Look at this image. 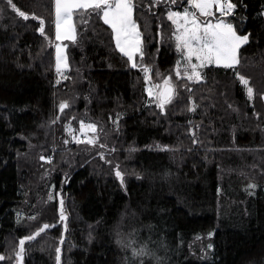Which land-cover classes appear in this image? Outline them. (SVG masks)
<instances>
[{"label":"trees","instance_id":"obj_1","mask_svg":"<svg viewBox=\"0 0 264 264\" xmlns=\"http://www.w3.org/2000/svg\"><path fill=\"white\" fill-rule=\"evenodd\" d=\"M233 2L236 16L228 20L251 34L240 64L207 67L204 81L193 83L175 76L179 54L167 18L185 0L151 10L149 0H134L142 63L156 83L171 74L178 92L161 111L150 103L143 72L96 14H74L68 79L56 83L54 0H13L27 21L0 0V264H15L19 238L44 223L53 226L25 243L24 264H57V247L59 264H157L156 257L162 264H264V0ZM32 14L44 19L51 44ZM236 71L250 79L252 99ZM62 100L70 107L57 120ZM81 120L97 124L106 148L72 139H83ZM198 236L213 246L207 260L193 249ZM118 239L152 255L134 258Z\"/></svg>","mask_w":264,"mask_h":264},{"label":"snow or ice","instance_id":"obj_2","mask_svg":"<svg viewBox=\"0 0 264 264\" xmlns=\"http://www.w3.org/2000/svg\"><path fill=\"white\" fill-rule=\"evenodd\" d=\"M190 6L184 8L182 11H168L167 18L175 25V31L173 37L175 39L176 50L180 53L181 59L176 61L175 64V76L177 78L186 79L189 82L200 83L204 81V75L202 70L209 65L224 66L225 68H235L240 64L239 51L241 47L249 43L250 33L240 34L236 30V26L229 22L227 17L233 16L237 8V4L233 0H185ZM7 5L13 9L20 18L27 21L30 18V14L22 11L17 7L13 0H6ZM162 3H169L176 5L177 0H149L147 8L151 10L153 7L159 6ZM141 7H144L142 5ZM136 5L134 0H54V14H55V40H71L77 39L76 27L74 24V14L78 10L83 12H89L96 14L103 20L104 24L108 25L111 29L112 38L115 41L116 49L128 58L132 68L139 67L143 72V80L145 82V91L149 97H153L156 106L161 111L165 110V107L172 103L173 99L178 95L176 85L173 82V76L171 74L167 76H161L159 72H156L157 76H161L160 83L153 81V69L142 63L144 58L143 51V38L142 33L139 30V25L133 18ZM2 11V10H0ZM219 13V16H217ZM32 18L39 23V27L36 31L44 36L45 39L51 44V40L45 33V21L43 18L32 14ZM85 23L87 21H84ZM61 44L55 45V69L58 75L64 79H68L63 75L62 70L69 69V63L67 55ZM139 55L141 63L138 65L136 57ZM195 61V62H193ZM239 82L243 84L247 91V96L252 99L255 90L250 85V79L241 75L239 71L235 72ZM59 83V80H57ZM188 92L192 89L187 84L184 85ZM261 99H264V93H261ZM70 107L69 100H62L58 109L60 113H63L65 109ZM196 104L193 101L189 107V111H195ZM259 115V114H257ZM60 117L57 116L58 120ZM74 119V117H73ZM55 123V120L51 121ZM69 134H72L73 129L71 125L67 126ZM87 130V131H86ZM118 130V128H117ZM90 131L93 135H88ZM97 124L87 123L83 120L80 121V132L83 134V139L73 135L72 139L76 143H86L93 147L98 146L100 149H104L107 146L100 142L99 132ZM193 143H197L195 138V132H192ZM68 143V141H64ZM167 148V146H165ZM116 149L111 148L109 151L114 152ZM100 159L106 164H112V161L107 159L104 152L97 153ZM40 160L52 163V156L41 155ZM115 176L119 178L121 185L124 184V173L120 170L119 165H115ZM256 184H249V189H255ZM55 197L49 194L48 199L52 200ZM60 220H66V216L63 211V199L60 201ZM19 217V214H18ZM36 217H29V219H35ZM48 223L42 224L36 230L32 231L29 235H25L18 240L17 248L14 249L13 259L15 264H24L25 243L32 242L44 233L47 229L52 227ZM67 226L65 225V228ZM209 236L213 233H209ZM63 241L61 240V243ZM124 248L131 249V255L134 258L152 255L147 246L144 245L140 248L133 246L134 241L125 242L122 239L117 241ZM208 248H212L209 244ZM61 249L57 247L56 260L57 264L60 261ZM5 257L0 255V260H4ZM157 264H162L161 258L156 257ZM132 264H136L134 260ZM142 264V262H141Z\"/></svg>","mask_w":264,"mask_h":264},{"label":"rangeland","instance_id":"obj_3","mask_svg":"<svg viewBox=\"0 0 264 264\" xmlns=\"http://www.w3.org/2000/svg\"><path fill=\"white\" fill-rule=\"evenodd\" d=\"M186 7H190L187 3H185V5L183 6V7H181V8H179V9H175V8H170L168 11H182L184 8H186ZM167 11V12H168ZM217 16H219V13H217ZM226 19H228V18H226ZM172 22V21H171ZM230 22V21H229ZM175 26V25H174ZM140 30V29H139ZM67 41V40H66ZM66 41L65 42H62V41H58V43L57 44H61V45H63V46H66ZM69 41H71V40H69ZM246 45V44H245ZM245 45H243V46H245ZM143 46V45H142ZM242 46V47H243ZM241 47V48H242ZM66 49H67V47H65L64 48V51H65V53H66V55H67V51H66ZM178 52V51H177ZM122 54V53H121ZM178 54H179V59H181V57H180V53L178 52ZM137 56H139V55H137ZM178 59V60H179ZM193 62H195V61H193ZM210 66H215V67H224V66H222V65H220V66H217V65H209V66H207V67H210ZM207 67H205L203 70H202V74L204 75V77H205V69L207 68ZM68 70L69 69H67V70H62L63 71V75L64 76H67V74H68ZM55 82L57 83V80H59V83L60 82H62V81H64V80H66V79H64L62 76H60V75H58L57 74V72H56V69H55ZM205 79V78H204ZM155 83H156V81H154ZM160 83V82H159ZM150 103L152 104H154V105H156V103H155V101H154V98L153 97H150ZM213 247V246H212ZM193 249L197 252V255H198V257L201 259V260H207V259H209L211 256H212V254L210 255L209 254V251L208 250H212V248H208V245H207V243H206V240L204 239V238H202V237H200V236H198V237H196L195 238V241H194V245H193ZM149 251V250H148ZM144 257V256H143ZM154 257V256H153ZM148 258H150V255H148Z\"/></svg>","mask_w":264,"mask_h":264},{"label":"water","instance_id":"obj_4","mask_svg":"<svg viewBox=\"0 0 264 264\" xmlns=\"http://www.w3.org/2000/svg\"><path fill=\"white\" fill-rule=\"evenodd\" d=\"M66 110V109H65ZM62 115V113L59 112V117Z\"/></svg>","mask_w":264,"mask_h":264},{"label":"crops","instance_id":"obj_5","mask_svg":"<svg viewBox=\"0 0 264 264\" xmlns=\"http://www.w3.org/2000/svg\"><path fill=\"white\" fill-rule=\"evenodd\" d=\"M64 41H66V40H63L62 42H64Z\"/></svg>","mask_w":264,"mask_h":264}]
</instances>
